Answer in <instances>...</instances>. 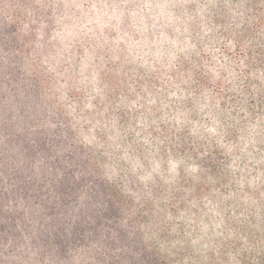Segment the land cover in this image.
<instances>
[{
    "label": "trees",
    "instance_id": "obj_1",
    "mask_svg": "<svg viewBox=\"0 0 264 264\" xmlns=\"http://www.w3.org/2000/svg\"><path fill=\"white\" fill-rule=\"evenodd\" d=\"M0 264H264V0H0Z\"/></svg>",
    "mask_w": 264,
    "mask_h": 264
},
{
    "label": "rangeland",
    "instance_id": "obj_2",
    "mask_svg": "<svg viewBox=\"0 0 264 264\" xmlns=\"http://www.w3.org/2000/svg\"><path fill=\"white\" fill-rule=\"evenodd\" d=\"M58 84V92L62 95L64 106L77 107L78 103L84 100L93 105V76L91 77L90 73L82 79L78 78V81H58ZM87 104L86 107L93 111V106Z\"/></svg>",
    "mask_w": 264,
    "mask_h": 264
}]
</instances>
